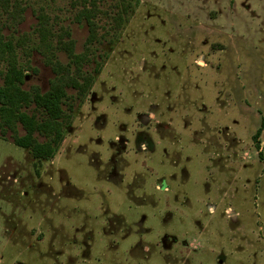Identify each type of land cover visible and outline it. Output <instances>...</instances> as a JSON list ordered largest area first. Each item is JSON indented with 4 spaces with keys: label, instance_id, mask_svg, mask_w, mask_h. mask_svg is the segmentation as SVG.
<instances>
[{
    "label": "rangeland",
    "instance_id": "rangeland-1",
    "mask_svg": "<svg viewBox=\"0 0 264 264\" xmlns=\"http://www.w3.org/2000/svg\"><path fill=\"white\" fill-rule=\"evenodd\" d=\"M133 3L51 158L0 132V264H264V0ZM63 26L81 53L87 26ZM15 53L46 93L51 68Z\"/></svg>",
    "mask_w": 264,
    "mask_h": 264
},
{
    "label": "trees",
    "instance_id": "trees-1",
    "mask_svg": "<svg viewBox=\"0 0 264 264\" xmlns=\"http://www.w3.org/2000/svg\"><path fill=\"white\" fill-rule=\"evenodd\" d=\"M100 2L102 4V0H0V64H7L0 86V132L2 135L9 132L13 144L27 150L37 160H48L55 153L70 123L72 106L75 101L80 102L94 84L95 75L86 72L84 66L95 61L97 46L115 41L128 20L129 10L135 6L133 0H118L104 10L100 9ZM28 8L36 23L29 32L19 34L17 28ZM67 19L87 26L88 36L79 54L74 52V41L63 26ZM17 47L23 49L27 64L24 68L32 70L29 58L33 53L40 55L51 68L54 77L46 93L40 94L36 88L21 89L25 77L17 61ZM57 52H64L67 63L59 62ZM31 106L42 113L41 118L25 112ZM18 125L25 132L23 136L18 135ZM36 134L45 141L39 142Z\"/></svg>",
    "mask_w": 264,
    "mask_h": 264
}]
</instances>
